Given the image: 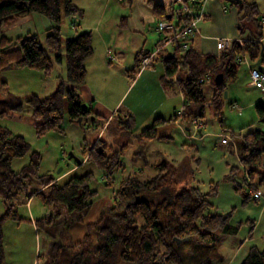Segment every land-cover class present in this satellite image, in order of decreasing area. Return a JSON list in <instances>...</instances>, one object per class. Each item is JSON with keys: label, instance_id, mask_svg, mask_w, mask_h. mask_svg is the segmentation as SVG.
I'll list each match as a JSON object with an SVG mask.
<instances>
[{"label": "rangeland", "instance_id": "374dc122", "mask_svg": "<svg viewBox=\"0 0 264 264\" xmlns=\"http://www.w3.org/2000/svg\"><path fill=\"white\" fill-rule=\"evenodd\" d=\"M6 1L0 0V4ZM194 1H199L205 12L209 11V6L212 9L208 17L205 16L198 24L201 36L195 40V49L216 55L219 54L216 46L218 38L253 39V24L248 22L244 31L241 30L240 18L243 14L232 0H188L187 4L191 5ZM247 1L256 2L260 9L259 18L263 31L261 50L264 52V0ZM176 2L177 0H173L174 5H177ZM63 4L64 0L59 24L62 40L65 42L84 32H91L93 35V54L86 60L85 83L74 85L67 81L64 58L61 62L53 63L49 74L42 70L16 66L0 71V99L15 103L13 99L17 97L23 102L33 94L46 97L57 90L60 82H64L66 88H74L80 94L81 104H85L88 99L94 100L97 104L94 107L95 113H100L97 118L87 116L81 122L79 119L73 122L68 117L66 97L61 124L63 131H48L43 135L37 134L35 129L37 120L27 103H24L22 111L0 118L2 128L12 134L21 135L28 142L30 153L37 151L42 154L39 174H50L56 178L60 176L58 180L61 185L71 176H82L92 172L95 180L91 183V188L97 191L93 199L96 208L97 203L103 205L112 199L123 180L131 176H137L142 181L152 179L161 173L162 163H166L176 169L178 184L174 188L175 191L198 188L203 194L211 193L208 197L212 204L209 212L230 215L229 225L232 227L230 231L233 232V228L237 231V235L229 236L226 241L216 239L213 242H206L196 239L181 244L175 243L177 253L187 264H204L207 259L211 260V264H241L251 247L264 249V183H259L260 175L250 181L247 169L239 157L241 138L237 135L247 131L264 130V123L260 121L257 109L258 106L264 107V88L250 84V66L254 62L248 56V64L241 63L238 66L237 78L229 83L226 89L227 96H224L222 115L217 116L213 108L207 107L205 116L199 118L202 123L200 131L194 128L193 121L179 117L185 98L181 92H172L173 104L169 106L173 109L171 114H174L170 117L173 121L157 128L158 136L164 137L149 141L140 140L139 133L151 126L154 118L146 119L145 113L141 114L139 107L148 104L146 107H150L152 111L157 105L166 103L165 100L158 97L149 104L148 99L145 101L147 92L138 95L139 89L136 88L122 99L117 109L119 113L107 110L106 104L113 106L123 93L127 82L122 79V68L134 66L138 51L154 47L151 39L156 34L154 29L158 18L154 17L144 22V32L148 41L144 49L142 46L136 48V41H144V34L135 32L129 35L128 31L120 28L122 18L130 15L131 6L128 0H80V4L77 5L81 9L87 7L81 19L78 15L67 17ZM55 25L53 21L38 13H31L17 17L6 25L2 35L16 39L36 34L41 46L54 59L55 53L48 49L45 38L47 30ZM121 32L125 35H120ZM62 52L64 55V51ZM109 52L115 58L111 63ZM161 68L163 66L158 62L152 70L160 74ZM138 87L140 88V85ZM166 87L170 88V85ZM202 91L207 98L212 97L215 92L212 80H204ZM134 100L135 110L126 114L127 107L132 105ZM148 114L150 115V112ZM128 116L135 119L132 129H127L124 123H119ZM223 139H228L229 142L225 144L222 142ZM98 140L107 143L109 149H122L123 167L114 174L110 186L106 185L104 171L96 163L87 162L85 158V154ZM30 153L13 159L14 171H20L29 162ZM71 156L72 159L69 158ZM262 164L260 170L264 173V155ZM232 168L235 169L234 179L248 194V198L235 191L233 182L229 180ZM250 183L254 187H250ZM28 184V193L38 189V177H31ZM254 188L262 192L261 199L254 198L253 193L256 192ZM5 210L6 206L0 197V214ZM56 212H61V218L65 215L62 206L44 205L35 196L27 206L26 194L21 196L18 205V214L29 219L31 217L41 219ZM38 232L39 230L31 223L8 220L4 224L5 264H49L50 240Z\"/></svg>", "mask_w": 264, "mask_h": 264}, {"label": "trees", "instance_id": "16d2710c", "mask_svg": "<svg viewBox=\"0 0 264 264\" xmlns=\"http://www.w3.org/2000/svg\"><path fill=\"white\" fill-rule=\"evenodd\" d=\"M232 1L243 14L240 28L243 29L248 22L254 26V40L243 41V47L240 42H235L231 49L215 55L202 53L193 45L183 52L174 42L176 47L171 54L160 49L155 52L139 51L135 55L138 64L143 56L153 54L151 63L160 62L163 66L161 78L164 84L178 85L185 98L179 114L183 120L203 118L207 107L213 108L216 115L221 116L225 103L224 93L229 83L237 78L240 64L236 59L239 54L245 50L253 62L260 58L263 31L258 4L246 0ZM147 3L158 20L173 18L172 6L165 7L154 0H148ZM63 7L67 17L78 15L81 19L84 15V10L75 5L73 0H64ZM31 13H38L56 24L47 30L45 38L48 49L55 53L54 59L41 46L36 34L16 39L2 35L6 25L17 17ZM61 19L62 0H7L0 4V71L16 66L42 70L49 74L53 63L61 62L64 58L67 81L74 85H83L87 77L85 62L93 54V35L91 32H84L64 42L59 28ZM127 19L128 17H123V20ZM188 21L187 18H181L177 27ZM219 74L223 75V82L216 83L215 79ZM209 79L212 80L215 92L212 97L207 98L202 91V85L204 80ZM66 97L71 121L75 122L87 116L98 117L87 104H81L80 94L74 88H66L64 82H60L57 90L46 97L33 94L25 102L18 97H12L15 103L0 99V118L22 111L24 103H27L37 120L35 129L38 135L48 131L62 132ZM257 109L260 121L264 123V107L258 106ZM171 121L173 118L156 117L151 126L139 133V139L149 141L163 138L164 136H158L157 128ZM119 123L132 129L135 119L128 116ZM237 135L241 138L239 157L247 169L250 181L260 175L259 183H264V173L260 170L263 165L264 130ZM29 153L30 146L21 135L12 134L0 126V197L6 206L5 212L0 214V264H5L6 257L4 224L8 220L18 223L31 221L18 214V205L23 194H26V201L35 196L44 205H59L63 208L65 215L62 218L61 212H56L34 221L39 232L50 240L49 264H187L177 253L175 243L196 239L206 242L216 239L226 241L229 236L237 235L234 228L233 232L230 231V215L209 212L212 204L208 197L211 193L203 194L198 188L175 191L178 184L176 169L162 163L161 173L152 179L142 181L137 176H131L123 180L112 196V205L103 208L94 222L87 223V233L83 239L73 243L69 228L74 223H84L97 195V191L91 188L95 176L92 172L71 176L59 185L56 177L39 174L42 154L37 151L30 153L29 162L20 171H14L13 159ZM85 155L87 162L96 163L104 171L107 186L111 185L114 174L123 167L122 149H109L108 144L101 140ZM234 175L235 169L232 168L229 180L233 182L235 191L248 198ZM33 176L38 177L39 188L28 193V180ZM249 186L254 187L252 183ZM181 240L183 241L180 242ZM204 264H211V260L207 259ZM241 264H264V249L251 247Z\"/></svg>", "mask_w": 264, "mask_h": 264}, {"label": "crops", "instance_id": "0c3cea01", "mask_svg": "<svg viewBox=\"0 0 264 264\" xmlns=\"http://www.w3.org/2000/svg\"><path fill=\"white\" fill-rule=\"evenodd\" d=\"M154 1L157 3H160L161 5H164L165 7H169V6L176 7V5L173 4V0H154ZM73 2L75 5L80 4V0H77V1L73 0ZM128 2L131 6L130 15L128 17L129 19L123 20V18H122L123 21L121 20L120 28L123 31H128V33H130L129 35H131L132 33H135V32H142L145 36V39L142 42L140 40L138 42L136 41L135 46H136V48H138L139 46H142L141 48L144 49L146 46V43L148 41V37L146 36V34L144 32V30H145V23L144 22L153 19L155 16H154L151 8L148 6L147 0H128ZM86 8L87 7H84L83 10H85ZM208 10H209L208 12H205L203 10L206 18L208 17V13L212 11L210 6H209ZM78 25H80V23ZM154 31L156 32V28L154 29ZM243 31H244V28H243ZM120 35L124 36L125 34L123 32H121ZM199 36H201V32H200L199 25H198V33L192 39V41L190 42V45L194 46L195 40H197L199 38ZM159 39H160V35L156 32L155 36H152V39H151L153 41L152 45L154 47L152 49L150 48L149 50H145V52H155ZM216 40H217V38H216ZM235 40H238L240 43L243 44V41H246L248 39L238 37ZM253 40L254 39H252V41ZM175 47H176L175 44L169 43V44L165 45L162 49H163V51L166 52V54H171L174 52ZM141 51H143V50H141ZM200 52L206 53L204 51H200ZM220 52L221 51L219 50V53ZM216 55H218V54H216ZM260 57H261V55H260ZM86 62H85V65H86ZM110 63H111V61H110ZM156 64H157L156 62H153V63H150V65H148L147 67L142 68L140 65V62L137 64L135 61L133 67L131 66V67H127V68H122V70H123L122 79H124L127 83L122 90V92H123L122 95H120L116 99L113 106H108L106 104L107 110L115 111V114L119 113V111L117 109H118L122 99L126 96V94L128 92H133L137 88V89H139L137 91L138 95H140L142 92H147V96L145 97V101L148 99L147 102L149 104H150V101L151 102L155 101V99H157L158 97L164 99L166 102V103H163L161 105H157V107L152 111H150V107H148V108L146 107L148 104L145 106H140L139 107L140 113L141 114L145 113L144 115L146 116V119H148V120H149V118L155 119L156 117L170 118L174 114V113L171 114L172 110H173L170 107L171 104H173V103H171V101H172L171 93L172 92H181V91H180L178 85H176V84L170 85V88L166 87V85L164 84V82L162 81V78H161L162 74H163V68H161L160 74H156L155 72H153L154 70H152V68H154L156 66ZM250 84L252 85L251 82H250ZM138 85H140V88L138 87ZM94 96H96V95L94 94ZM183 97H184V95H183ZM96 98H97V96H96ZM90 103L92 105L89 107L92 110H94V107L97 104L92 99H88L85 104L89 105ZM132 105H129L127 107V109H126L127 113L126 114H130V112L135 110L134 109V106L136 105L135 100L133 101ZM174 106H175V104H174ZM149 112H150V115L148 114ZM96 114L100 115V113H96ZM105 124H106V122H105ZM103 176H104V174H103ZM59 178H60V176L57 177L56 180L59 181L58 180ZM31 200H32V198L29 201H26L27 206L30 205ZM96 205H97L96 208H94V202L92 203V206H91L87 216L85 217L84 223H74L69 228V234H70V237H71V240L73 243H78L83 239L84 235L87 233L86 224L94 222L99 217L101 210L103 208L111 206L112 205V199L108 202H104L103 205H100V203H97ZM31 215L33 216V214H31ZM45 217H49V215L47 214V215H45ZM22 218H26V217L23 216ZM26 219H29V218H26ZM29 220H31V221L30 222L24 221V222L31 223L32 225H35V223H34V221L36 220L35 217H31V219H29ZM19 223H23V222H19ZM35 227H36V225H35ZM36 229H37V227H36ZM38 233H40V232H38ZM93 235L96 236L95 233H93Z\"/></svg>", "mask_w": 264, "mask_h": 264}, {"label": "built area", "instance_id": "2783aa9c", "mask_svg": "<svg viewBox=\"0 0 264 264\" xmlns=\"http://www.w3.org/2000/svg\"><path fill=\"white\" fill-rule=\"evenodd\" d=\"M188 0H177L176 7H173L171 15L173 16L172 19H161L158 20L156 25V32L160 34V39L158 41L156 50L159 51L165 45L169 43H174L179 46V48L186 52L190 47L191 40L196 36L198 33V24L205 18V13L203 11V6L198 3V1H194V3L187 4ZM198 3V4H197ZM194 4V7H193ZM196 7V9H195ZM181 18H187L189 21L180 27L178 26V20ZM235 42H239L238 40H232L230 38H218L217 40V49L221 52L224 50L231 49ZM243 47V44L240 43ZM153 54L145 55L141 58L140 65L142 68L147 67L150 65L152 60ZM109 59L110 61H114L115 58L109 52ZM236 62L241 64L245 63L248 64V53L243 50L241 54L236 59ZM250 76H251V83L253 86L257 88H264V71L254 68L250 66ZM209 75H207V78ZM90 103L88 106H91ZM193 125L196 130H201L202 123H200L199 119L193 120ZM223 143L227 144L229 141L228 139H223ZM254 194L255 199H261L263 194L261 191H257Z\"/></svg>", "mask_w": 264, "mask_h": 264}, {"label": "water", "instance_id": "95a60500", "mask_svg": "<svg viewBox=\"0 0 264 264\" xmlns=\"http://www.w3.org/2000/svg\"><path fill=\"white\" fill-rule=\"evenodd\" d=\"M263 50H261V57L255 61L254 63H252V67L254 68H257V69H260V70H263L264 71V57H263ZM216 83H221L223 82V75L222 74H219L217 77H216ZM224 96H227V92L225 91L224 93ZM83 106H85V104H83ZM79 121L81 122L82 121V118L79 119ZM70 159L73 158V156L69 157ZM75 160L78 162V163H81L80 161H78L76 158ZM183 240H181L180 242H182ZM178 242V243H180Z\"/></svg>", "mask_w": 264, "mask_h": 264}]
</instances>
